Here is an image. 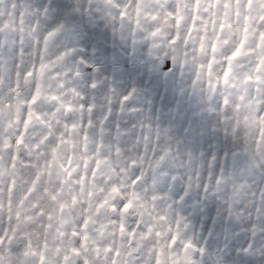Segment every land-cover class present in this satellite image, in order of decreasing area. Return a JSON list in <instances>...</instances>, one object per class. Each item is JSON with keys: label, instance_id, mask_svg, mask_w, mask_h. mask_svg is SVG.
<instances>
[{"label": "clouds", "instance_id": "obj_1", "mask_svg": "<svg viewBox=\"0 0 264 264\" xmlns=\"http://www.w3.org/2000/svg\"><path fill=\"white\" fill-rule=\"evenodd\" d=\"M209 3L211 16L216 21L215 31L207 11ZM209 3L200 0L203 19L197 20L190 36V10L184 13L179 26L172 20L165 23L161 19L154 23L142 18L144 31H137V36L142 39L149 30L162 28L155 40H144L161 60L175 57L177 65H182L187 43L185 68L193 70L199 65L207 66L214 59L213 71L219 75L227 63L226 58L239 46L243 28L248 27V39L242 55L232 61L233 74L229 84H220L212 91L206 77H202L200 83L209 92L222 94L223 99L225 93L230 94L222 125L224 131L229 128L223 153L214 152L206 159L192 152L186 154L184 149L169 142L166 131H159L158 141L155 135L157 128L147 120L137 122V142L124 144L120 142L119 135L116 138L106 135L107 125L102 118L104 100L101 97H115L123 110L128 101L123 99L126 95L110 91L102 73L89 83L88 93L80 91L81 65L77 56L73 55L71 47L61 49L57 46L65 27L49 43L46 52L37 43V38L43 40L47 32L61 23L48 24L43 19L44 13L39 12L35 18L25 15L23 25H17L15 29L0 31V234L8 237L0 244V264H83L85 260L87 264H112L113 259L116 264H153L157 256L161 264H176L177 261L179 264H264V198L260 195L264 192V136H261L264 120L257 117L255 109L251 112L242 109L237 114L233 108L236 97L246 88L251 90L253 99L259 96L255 92L258 76L260 85H264V66L259 64V59L264 57V45L259 41V32L264 31V0H209ZM224 3L228 4L227 9L223 7ZM187 6L189 9L193 7L191 0H187ZM108 8L110 12H116L110 5ZM237 10L239 16L236 15ZM225 11L228 17L223 15ZM121 23L130 27L127 20L116 21L115 26ZM220 23L224 24L222 32ZM177 31L179 38L172 43V36ZM249 50L251 54H245ZM40 63L46 65L43 72L39 69ZM247 77L251 78V83L245 84ZM38 87L37 102L32 104L30 102ZM73 90L78 94L76 98H73ZM93 93L95 99L91 98ZM69 103L73 105L71 110L67 107ZM80 104L85 105L83 111ZM88 105H92L91 111H88ZM29 109L33 115L24 144L17 146L15 141L18 132L24 129ZM37 114L44 122L37 118ZM82 118L91 119L93 123L87 129L88 141H84L78 132L68 134V143L59 146L60 159L53 169L52 180L59 183L67 179L59 166L63 162L67 167L66 157H72L73 172L84 171L83 160L88 162L87 179L82 185H77L74 178L73 184L65 187L63 194L55 192L57 199L53 200L54 183H49V178L44 176L37 189L27 194L35 172V167L30 165L48 158L56 136L66 131L62 128L65 121L78 123ZM237 118L240 131L234 138L230 125ZM98 125L105 129L102 138L98 136ZM101 142L103 148L98 157L101 165L93 179V157ZM164 151L167 155L161 160ZM13 155L16 156L15 161L12 160ZM240 160L247 164L248 173L241 174L234 169L235 162ZM167 162L179 165L182 174L187 177L186 183H204L208 194L214 197L213 220L217 223L231 221L237 225L238 233L243 235L246 243L233 248L221 242L224 248L222 253H210L202 246L190 218L178 213L166 197L151 186V178ZM76 165H80L79 169ZM141 172L144 173L143 177L133 183ZM12 180H15V184L9 208L6 189ZM80 187L84 190L83 194ZM69 188H75L73 194L78 197L77 215L80 214V202L91 205L88 239L83 243L68 234L69 228L56 227L61 215L58 205L70 199ZM132 193L136 194L134 199ZM129 199H132V204L125 211L123 205ZM104 200L107 203L98 208L97 205ZM70 208L71 204L68 206ZM40 209L51 214L52 220L48 223L53 225L52 229L42 227L46 221L40 216ZM68 209H65V216L69 215ZM177 221L180 222L178 233ZM121 223L124 224L123 232L120 231ZM58 232L66 234L61 237ZM172 233L178 235L175 246L170 245ZM187 241H191V247L185 249L183 245ZM73 248H78L79 254L74 253ZM116 250H119V257L114 256Z\"/></svg>", "mask_w": 264, "mask_h": 264}, {"label": "rangeland", "instance_id": "obj_2", "mask_svg": "<svg viewBox=\"0 0 264 264\" xmlns=\"http://www.w3.org/2000/svg\"><path fill=\"white\" fill-rule=\"evenodd\" d=\"M6 3L7 0H0V7ZM27 3L43 12L48 24L65 25L57 46L71 47L77 56L82 93L89 92V83L101 73L110 91L131 93L123 110L115 97L102 95L106 135L112 138L119 135L124 144L137 142V122L147 120L159 131H166L169 142L186 154L192 152L206 159L214 152L223 153L226 107L222 94L194 84L192 70L181 69L168 58L161 60L129 28L116 25L114 30L107 0H27ZM174 3L175 0H170L169 7ZM91 98L95 99L94 93ZM234 169L248 173L243 160L235 162ZM186 180L179 165L167 162L150 183L178 213L190 218L196 238L210 253H222L221 242L233 248L246 243L237 225L213 220L214 197L208 194L204 183L190 185Z\"/></svg>", "mask_w": 264, "mask_h": 264}, {"label": "snow or ice", "instance_id": "obj_3", "mask_svg": "<svg viewBox=\"0 0 264 264\" xmlns=\"http://www.w3.org/2000/svg\"><path fill=\"white\" fill-rule=\"evenodd\" d=\"M108 5H110L112 8L116 9L115 13L110 12V18L111 21L114 22V30H115V22L116 21H128V24L130 25L129 30L133 36H137V31H144V29L141 27L142 18L143 20H152L154 23L164 19L165 23H167L169 20H172L175 22L176 26H179L184 19V13L191 11L192 15L190 17L191 19V25L188 28V34L191 35L192 31L196 27V22L198 19L202 20L203 17L200 15L201 9H200V0H191L193 7L191 9L187 6V0H175L174 5L170 8L168 0H125L124 3L116 2V0H107ZM206 3H209V0H205ZM6 6L0 7V31L8 28L15 29L17 25H23L24 17L25 15L35 18L39 16V12H34L30 5L27 3V0H7ZM219 6V5H218ZM223 7L225 9L228 8V4L224 3ZM46 11V10H45ZM207 11L210 13V23L213 24V30H216V21L211 16V5L209 3V7ZM162 13V15H161ZM225 17H228V12L225 11L223 13ZM236 15L239 16V11L237 10ZM121 27H123V23L120 24ZM65 25L63 23L59 24L55 29L52 31L47 32V34L43 37V40H40L37 38V43L43 48V50L46 52L49 43L55 38L56 34L60 32ZM219 29L222 32L224 29V24H219ZM163 29L160 27L151 29L147 32V35L142 37V40H155L160 32H162ZM179 38V32L177 31L175 35L172 36L171 42L175 43L176 40ZM248 39V27L245 26L243 28V37L241 39V42L239 46H237L232 52L231 55L228 56L227 63L225 67L221 70V74L216 75L213 71V63L214 59L210 60L207 64V66L199 65L198 67L194 68L192 70L193 73V83L194 84H200L202 77H206V83L208 84L209 89L212 91L216 90V87L220 84H223L227 86L230 82V77L233 74V64L232 61L238 57H241L242 50L245 47V44L247 43ZM259 41L262 45H264V31L259 32ZM213 51H215V45H213ZM245 54H251L250 50L249 52ZM187 43H185V61L182 65H177L176 58L172 57L171 61L174 65L179 66L181 69H184L187 67ZM41 59L43 57L41 56ZM195 59V58H193ZM259 64L264 66V57H261L259 59ZM46 65L44 63H40L39 69L41 72L45 69ZM29 75H31V72H29ZM251 83V78L247 77L245 78V84ZM256 84L258 85L255 88V92L259 93V96L256 99H253L251 96V90L250 89H244V91L236 97V102L233 104V108L237 114L240 113V111L243 109L245 112H251L253 109L256 111V115L259 119L264 120V91H262V88H264V85H260V77H257ZM39 87L36 90V95L32 97V100L30 103L35 104L37 102V97L39 96ZM73 98H76L78 94L73 90ZM129 95H126L123 97V99L126 101L129 99ZM225 107H227L230 103V94L225 93L224 99H223ZM68 109L71 110L73 105L69 103L67 105ZM81 111L84 110L85 105L80 104L79 105ZM88 111H91L92 105H88ZM33 111L29 109L27 119L24 121V129L18 132V136L16 139V145L20 146L24 144V136L28 130V125L32 119ZM37 118L41 119L42 117L37 114ZM245 119H247V116H245ZM59 124L60 122L57 121ZM93 126L91 119H84L82 118L80 122H69L65 121L62 125V128L66 131H61L56 136L55 145L51 147L48 158L38 162L36 165H30V167H35V172L32 177V180L30 181V186L27 188V194H32L36 189L37 185L40 183L42 177L47 176L49 178V183H54L52 180L53 177V169L57 166V161L60 159L59 154V146L68 143V134L78 132L81 138L84 141H88L89 134L87 129L91 128ZM98 136L102 138L104 134V127L102 125H98ZM230 129L232 132L233 137L239 133V118H237L231 125ZM229 131V128L225 129V132ZM51 128L49 131V135H51ZM155 135L157 137V140L159 141L160 133L157 129L155 132ZM261 136H264V130L261 131ZM47 139V138H45ZM147 143V140H146ZM150 147V145H149ZM85 151L87 150V144L84 145ZM103 148L102 142L97 145V150L94 153V159H95V166L91 169V176L93 179H95V173L99 169L101 165V159L98 158L100 156V150ZM167 155V152L164 151V155L160 156V159L162 160L164 156ZM16 156L13 155L12 160L15 161ZM67 161V167H64L63 162L60 163V167L63 169L65 177L67 179L60 181L59 183H54L53 187V196L52 199L56 200L57 196L55 195L56 191H59L61 194L64 193L65 187L72 185L73 180L75 178L77 185H82V183L87 179L89 175L88 171V162L86 160H83V169L84 171L77 170L76 172H73L72 169L74 167L72 157H66ZM159 161H157V164ZM15 164H13V167ZM77 169H79L80 165L75 166ZM151 167V164H150ZM144 175L143 172H141V176L137 178L136 181H133V183L138 182L140 178H142ZM14 184L15 180H12L11 183L7 186V194H8V206L11 208L12 205V195L14 192ZM116 190V189H113ZM46 191V189H45ZM75 191V188H69L68 195L70 199L63 200L59 203L58 207L60 210V219L56 223V227H67L70 229V234L72 237L79 240L81 243L84 241H87L88 239V233L87 229L89 226V222L92 219L88 213L90 211L91 205L86 204L85 202H80V214H76V206L78 203V197L73 194ZM81 194L84 193V190L82 187H80ZM89 196H91V193H88ZM261 197L264 198V192L260 193ZM136 197L135 193H132V198L134 199ZM153 199H156V197H153ZM107 200L102 201L100 204L97 205V207H102L103 204H106ZM69 204H71V208L68 209ZM132 199H129L127 203L123 205L124 210L126 211L128 208L131 207ZM36 207H39V205H36ZM229 211H231V205L228 206ZM65 209L69 210V215L65 216L64 212ZM41 217H44L45 223H42V227L46 229H52L53 225L51 223H48V221L52 220V216L50 213L46 214L43 209H40L39 212ZM11 218V217H9ZM17 218H19V214H17ZM179 221L176 222V228L177 233L179 231ZM120 231H124V224H120ZM83 233V234H82ZM132 233L134 235L135 229L132 230ZM66 233L65 232H58V235L63 237ZM159 235V233H157ZM8 239V237L4 234H0V244L4 242V240ZM178 242V235L176 233L170 234V245L175 246ZM183 247L185 249L191 247V241H187L184 243ZM72 251L74 253L79 254L78 248H73ZM120 253L119 250H116L114 253L115 257H119ZM65 259H68L67 256H65ZM83 264H87V261H83ZM112 264H116L115 259L112 260ZM153 264H161V260L158 258V256L154 259ZM176 264H179L177 261Z\"/></svg>", "mask_w": 264, "mask_h": 264}]
</instances>
